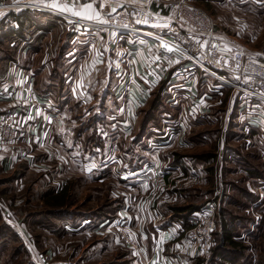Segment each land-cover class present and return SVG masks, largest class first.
<instances>
[{
	"label": "crops",
	"instance_id": "obj_1",
	"mask_svg": "<svg viewBox=\"0 0 264 264\" xmlns=\"http://www.w3.org/2000/svg\"><path fill=\"white\" fill-rule=\"evenodd\" d=\"M14 1L18 0H0V3ZM46 5L85 20L106 17L117 7L116 0H49ZM44 15L52 16H40ZM43 20L47 21L44 17ZM30 22L31 28L37 24L34 20ZM61 25V39L68 38L65 34L70 31L73 44L62 60L68 67L65 69L64 65L57 71V57H52L47 48L42 53L46 46L43 36L50 34L52 29L45 33L46 26H38L31 32L34 37H40L34 44V40L24 39L27 26L24 13L0 16V112H13L21 123L16 140L4 147L8 150L6 155L11 154V159L35 156L48 159L55 163L57 174L64 167L69 177H81L86 183L91 174L99 177L109 173L119 184L126 185L128 190L115 214L118 218L115 215H103L101 219L83 217L73 228L70 224L73 216L63 217L68 234L89 231L102 234L100 250L107 258H98V262L90 259L92 263L89 264H193L200 260L203 256L197 252L183 254L178 239L195 218V208L200 207V204L187 202L191 179L177 182L173 189L165 190L151 202L147 199L141 176V170L148 165L159 166L170 184L177 176H194L195 171L183 169L178 161L168 160L166 164L157 156L172 144L168 139L175 130L169 127L177 126L175 132L181 130L185 135L186 123L170 124L164 119L160 130L155 129V120H143L141 115L152 92L161 89L169 94L168 104L172 109L197 119L206 115L209 109L210 92L215 99L225 88L215 81L212 85L197 69L160 58L152 44L142 45L125 39L110 42L103 35L74 32L64 21ZM57 42L60 43V38ZM127 81L129 85H126ZM230 94L228 103L232 106L231 99L236 100L234 109L238 119L240 112L245 111L239 94L233 91ZM214 103L218 102L214 100ZM90 106L95 110L103 109L107 114L94 120L92 126L87 116ZM240 118L248 123H245V129L264 125L261 116L249 120ZM181 136L179 133L174 137L179 139ZM141 144L148 147L141 149ZM19 145L31 148L21 153ZM61 189L51 200L57 209L63 208L62 198L69 190ZM183 198L185 204H179ZM153 207L161 214L157 223L147 215V210ZM189 207L194 208L191 213L186 211ZM118 226L130 228L138 241V251L134 253L122 245L116 233ZM164 229L171 230L177 237L164 244L159 252L156 248L160 230ZM19 236L23 237L22 231Z\"/></svg>",
	"mask_w": 264,
	"mask_h": 264
},
{
	"label": "rangeland",
	"instance_id": "obj_2",
	"mask_svg": "<svg viewBox=\"0 0 264 264\" xmlns=\"http://www.w3.org/2000/svg\"><path fill=\"white\" fill-rule=\"evenodd\" d=\"M189 1L206 10L213 17L219 33L235 41L247 55L264 58V0ZM11 13L18 12H10L9 15ZM19 13L25 14L22 11ZM27 16L24 39L34 40L36 44L40 37H34L31 32L38 26H46L43 30L45 33L52 29L50 34L42 35L46 44L42 53L47 48L52 57H57L56 70L61 71L64 65L66 69L68 65L62 60L73 44L70 42L72 33L68 31L65 35L69 37L62 40V28L59 26L63 21L59 18L47 15L41 17L32 12H27ZM31 20L38 25L29 27ZM59 38L60 43L57 42ZM49 65H53V62ZM207 79L213 85L214 80ZM126 85H129L128 81ZM223 88L222 94L215 99L210 92L209 109L206 115L197 119L172 109L168 104L169 94L161 89L154 90L141 117L143 120H155L154 128L160 130L164 119L170 124H177L178 121L186 123L185 135L181 130L175 132L177 126L169 127L175 130L168 139V143L172 144L157 156L166 164L168 160L178 161L184 166L183 169L196 172L191 178L177 176L175 179H191L187 202L200 206L210 201L217 204L213 244L208 254L192 263L220 264V261L213 259L211 249L218 244L220 223L225 221L233 239L243 251L235 254L234 261L224 264H264V125L245 129V123H248L240 117L246 120L254 117H245L241 111L237 119L234 109L236 100L231 99L232 106L228 103L232 90ZM214 100L218 103H214ZM95 109L90 106L87 114L91 126L94 120L107 115L103 109ZM261 120L264 122V115ZM179 133L182 136L176 139L174 136ZM19 146L21 153L31 148ZM141 146L143 149L147 145ZM7 151L4 148L0 152V205L6 206L12 216L7 218L0 207V264H89L92 263L90 259L98 262V258H104L106 254L103 255V250H100V231L68 234L64 229L66 222L63 217L72 215L74 220L70 224L75 228L83 217L101 219L103 215H115L128 190L126 185L123 182L119 184L117 178L109 173L99 177L91 174L89 183H86L81 177H69L64 167L57 174L55 163L48 159L39 156L11 159V154L6 155ZM158 167L148 165L141 170L148 200L150 189L147 179L151 171L147 173V170L153 168L162 172ZM61 188L69 190L64 192L63 208L57 209L52 206L51 200L59 195ZM179 204H185V198ZM57 210L59 212L55 213ZM124 228L131 231L128 226ZM19 231H22L23 237L19 236ZM225 248L232 249L229 245H225Z\"/></svg>",
	"mask_w": 264,
	"mask_h": 264
},
{
	"label": "built area",
	"instance_id": "obj_3",
	"mask_svg": "<svg viewBox=\"0 0 264 264\" xmlns=\"http://www.w3.org/2000/svg\"><path fill=\"white\" fill-rule=\"evenodd\" d=\"M49 0H18L0 3V16L10 12L32 11L60 18L74 32L103 35L108 41L125 39L138 44H152L160 58L197 69L205 78L239 94L245 117L264 115V60L247 55L235 41L219 33L213 17L189 0H116L117 7L106 17L85 20L71 14L58 12L47 4ZM20 120L13 112H0V152L14 142L19 134ZM147 186L149 201L160 193L171 190L179 178L170 184L162 172L149 168ZM188 176V175H186ZM9 218L12 213L0 205ZM152 222L161 220L160 211L149 209ZM191 225L178 236L180 251H194L200 256L208 254L213 244L217 225V204L213 201L201 205L195 212ZM8 222L9 219H8ZM116 233L120 242L132 252L138 251V241L124 226ZM177 235L169 229L160 230V252L166 243L175 241Z\"/></svg>",
	"mask_w": 264,
	"mask_h": 264
},
{
	"label": "trees",
	"instance_id": "obj_4",
	"mask_svg": "<svg viewBox=\"0 0 264 264\" xmlns=\"http://www.w3.org/2000/svg\"><path fill=\"white\" fill-rule=\"evenodd\" d=\"M23 12H25L24 15H25L26 20H27L28 19L27 12H32V11H23ZM32 13H35V12H32ZM7 15H9V14H7ZM40 15H43V14H40ZM31 21H33V20H31ZM29 24H31V22ZM198 208H195V209L197 210ZM193 209L194 208L189 207L186 209V211H188V213L189 212L191 213V211ZM228 228H229L228 224H226L225 221H221L220 230L218 232V234H219V236H218L219 239L217 241L218 244H216L215 247L211 249V251L213 250V256H212L213 259L220 261V264L230 263V262L234 261L235 254L241 253L243 251L241 246H239L235 242V240L233 239V236L231 235ZM225 245L231 246L232 249L225 248ZM236 247H238L237 250H236ZM239 248H240V250H239Z\"/></svg>",
	"mask_w": 264,
	"mask_h": 264
}]
</instances>
